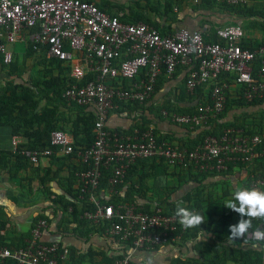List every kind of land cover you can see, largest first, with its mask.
I'll return each mask as SVG.
<instances>
[{
	"label": "built area",
	"instance_id": "1",
	"mask_svg": "<svg viewBox=\"0 0 264 264\" xmlns=\"http://www.w3.org/2000/svg\"><path fill=\"white\" fill-rule=\"evenodd\" d=\"M215 1L234 7L248 4V0ZM192 2L198 4L200 0ZM214 37L216 40L187 28L161 36L148 24L122 22L120 15H110L94 3L81 0H0V64L12 62L9 46L16 42L31 44L37 51L44 48L47 59L60 60L70 67L69 77L75 83L64 91L63 98L92 109L95 117L94 140L88 148L75 150L72 135L56 130L49 138L54 151L27 149L20 136L10 138V151L31 165L53 155L74 157V163L82 167L75 173V188L79 199L91 206L84 211L83 219L106 225L105 235L128 249L113 264H132L136 252L177 245L186 231L174 214L157 204L152 213H146L131 203H106L117 194L115 187L131 166L140 160L156 159L175 169L190 166L199 173L220 174L235 172L239 164L248 165L264 156V135H245L241 129H226L220 137L206 136L194 149L187 150L167 141L158 142L151 128H134L131 134L123 135L106 126L110 112L119 104L147 103L163 69L170 78L178 67L185 68L186 92H197L198 100L203 101L189 114L161 111L168 122L190 131L218 119L229 92H237L246 102L264 99V42L249 43L244 29L233 23L216 28ZM108 168L109 188L102 190V169ZM247 177L251 189L264 191L263 173ZM48 226L45 219L37 220L23 247L0 248V262H64L68 247L43 242ZM262 250L264 260V241Z\"/></svg>",
	"mask_w": 264,
	"mask_h": 264
},
{
	"label": "trees",
	"instance_id": "2",
	"mask_svg": "<svg viewBox=\"0 0 264 264\" xmlns=\"http://www.w3.org/2000/svg\"><path fill=\"white\" fill-rule=\"evenodd\" d=\"M84 2L94 3L100 10L109 14V1L103 0L100 4L93 2L92 0H81ZM176 0H156V5L147 3L149 10L156 15V20H150L146 16L141 14H123L120 16L122 22L137 23L143 22L155 28L161 36L172 35L175 30L171 26L162 25L157 19L165 18L166 20L174 18L171 16L173 12V5ZM158 3V4H157ZM197 8L201 11H205L211 8H219L223 12L230 15H237L240 19H248L250 28L257 25L264 31V22L256 23L258 18L264 20V10H255L252 6H231L225 3H218L215 0H200L197 4ZM179 23H182L181 21ZM239 25V24H238ZM241 26V25H240ZM242 27V26H241ZM185 28V27H182ZM214 31L211 33L213 40ZM45 49L40 51L33 49L31 44H27L24 58L36 57L35 66L38 68V78L33 79L29 77L27 80L23 77L21 69L18 66L16 60L9 65L0 64V128L7 129L10 133L9 138L12 136H20L25 139L23 145L27 149H50L55 150L49 144L50 134L56 130H62L72 135L74 139V148H88L92 145L94 140L93 125L95 117L93 113L86 110V108L78 107L75 104L68 103L63 98L64 91L74 84V80L69 77L70 67L57 59H47L45 56ZM181 68L178 67L177 70ZM257 68V66H256ZM174 74L167 78L165 76V70H162V74L159 76L156 85L155 92L160 89L165 83L171 81ZM233 78V77H230ZM91 79L87 77L80 85L85 84ZM115 84V83H114ZM185 79L179 84L178 92L173 101H168L162 105L157 113L161 110L168 112H176L179 114H189L195 109L197 103L203 101L198 100L197 92L187 93L185 89ZM155 94V93H154ZM204 96L203 93H201ZM197 96V101L195 97ZM117 111H133L139 112L143 110V105L137 103L119 104ZM112 110V111H113ZM111 111V112H112ZM110 112V113H111ZM108 119V118H107ZM142 121L136 124L134 128L144 131L148 129L146 124L148 121L146 118L141 117ZM188 132L195 134L194 138L188 139V141H180V143H174L180 148L192 150L198 146L206 136L220 137L222 131L226 129L242 130L245 135L263 134L264 135V99L253 100L252 102H246L242 95H238L237 92L232 91L227 95L226 103L222 114L218 119L208 123L205 127H198L195 130H188ZM109 130V129H108ZM133 128L128 133L131 134ZM158 142L168 141L167 136H158V132L152 129ZM113 131V130H110ZM119 134L123 132L113 131ZM124 135V134H123ZM190 136V135H189ZM264 147V143L262 144ZM74 157H56L53 155L49 158L50 165H55L56 170H52L51 167L47 168L43 177L39 178L40 184H42L43 192L48 196H53L52 203L58 208L60 213V227L58 231L62 234L66 229L64 224L72 225L73 235L84 241L90 240L93 235L103 239L106 235L104 233L105 226L101 224H93L83 219V213L87 209H91V206L83 199H79L78 191L75 188V173L80 171L82 167L72 161ZM31 164L21 156L11 153V151H0V169L6 170L9 177L16 178L18 173ZM68 168L67 175L61 177L63 166ZM151 166L150 169L145 167ZM167 166L163 160L145 159L138 161L135 165L131 166L125 174V177L121 184L115 187L117 194L111 199L106 201L107 204L117 205L118 203H131L136 205L141 211L146 213H152V205L154 203L145 201L148 186L146 181L155 176V169L159 166ZM148 166V167H149ZM239 168L236 172L247 173L249 176L252 173L264 174V156L255 159L251 164L238 165ZM168 167V166H167ZM231 166H229V170ZM180 171L190 174L191 178H194V182L198 186L191 187L185 195L180 196V201L183 202L182 207H186L191 211L197 212L208 206L209 216L204 217V224L200 227L203 230H210L213 239L212 246L216 248L214 252H219V247L223 255L231 257L234 263L242 264H264L262 242H256L250 237L246 236L243 239L230 241L228 231L231 225H235L239 222L241 217L238 213L231 211L230 209L222 207L221 213H217L219 208L214 202H210L209 199L212 196L211 192H206L204 180L207 176L219 175L226 177L232 174V171H227L220 174H207L199 173L192 167L188 166ZM111 175V168L102 169V178L100 180V189L107 190L109 188L108 179ZM174 175H176L174 173ZM178 175V174H177ZM57 180L60 185V189L63 194H57L50 191L48 183ZM208 199H207V198ZM167 205L168 209L166 213L174 214L176 206L174 202L169 200L160 201L156 204L159 207H163L162 204ZM71 209V211H69ZM48 218L45 215H40L37 220ZM253 228L250 231H254L259 228L260 225H264V221L253 220ZM64 225V226H63ZM200 230L199 228L188 229L182 236V242L190 240L194 234L193 231ZM259 243V246H254ZM232 246L233 249L228 250L226 253L225 246ZM119 254H108V251L94 250L89 247L85 252H76L73 248L69 249V257L65 262L59 264H113L116 259L123 257L128 249L124 246ZM238 255V256H237ZM195 264H206L205 261ZM187 261V260H186ZM184 260H175L171 264H187ZM208 261V260H207ZM191 263V261H190ZM0 264H15L11 261L0 262ZM132 264L133 261H132ZM210 264V263H207Z\"/></svg>",
	"mask_w": 264,
	"mask_h": 264
},
{
	"label": "crops",
	"instance_id": "3",
	"mask_svg": "<svg viewBox=\"0 0 264 264\" xmlns=\"http://www.w3.org/2000/svg\"><path fill=\"white\" fill-rule=\"evenodd\" d=\"M92 1L97 4L103 2V0ZM105 1H109L110 5L112 4V6L109 7L110 15L122 16L123 14H129L132 11L134 14H141L150 20H156V15L149 10L147 4L153 3L156 5V0ZM248 1V5L252 6L255 10H264V0ZM162 2L163 0H161V3ZM171 16L174 18L173 21L169 18L168 20L165 18L157 20L162 25L171 26L173 29L177 27H185L191 31L199 30L206 33L210 37H212L210 32H213V30L220 26L229 23L239 24L242 26L244 21H247L248 23L250 21L248 19H240L237 15L227 14L219 8H211L201 11L197 8V4L191 3V0H176L173 5V12ZM180 21L182 23H179ZM253 22L262 23L264 20L258 18ZM244 33L245 40L253 45L264 42V31H262V28H260L259 25L252 28V33L247 30L244 31ZM184 79L185 70L179 68L172 77L171 81L165 83L155 92L153 97L143 105L142 111L133 112L124 110L119 112L117 110H113L109 114L106 121L107 128L109 130L119 131L125 134L128 133L131 128L134 129L136 124L141 123L142 121L140 118L143 117L148 121L146 124L147 128L157 130L158 136H167L168 141H171L172 143H180V141L186 142L189 138H194L195 134H193V132L190 133L186 131V127L176 126L164 119L161 115L162 110L157 113V110L162 105L168 101H173L176 97V93L178 92L179 84L183 82ZM195 99L197 101V96ZM86 110L93 113L90 108H86ZM7 134L8 135H0V151H10V133L7 131ZM156 161L158 162L159 160ZM148 166L145 168L150 169L151 166ZM50 167L52 170H56L57 166L50 165L49 159H42L39 164L29 165L25 169H22L16 178L9 177L6 170L0 169V248L23 247L29 239L30 230L36 223L37 217L45 215L50 219L48 220L49 226L43 234L44 243L59 242L61 245L68 247V249L73 248L79 253H83L89 247H92L97 251L102 249L104 251H108L107 253L109 255L119 254L122 250V246L115 244L111 237L105 236L101 239L96 235H93L90 240L84 241L76 235H73V226L67 224H64L65 228H67L64 234L58 231V228L61 225L60 213L58 212V208L52 203L53 196L46 195L43 192L42 184L39 182V178L43 177L46 169ZM180 170L181 169H175L167 166L165 167L164 165L157 167L155 169V176L150 177L146 181L148 190L144 200L154 204L165 200H169L170 202L176 201L178 204H182L183 202L180 201V196L185 195L191 187H196L198 184L194 182V178H191L189 173ZM67 171L68 168L64 165L60 174L61 177H65L67 175ZM182 172L183 174H180ZM174 173L176 175H174ZM247 178V173L242 170L240 172H232V174L226 177H221L219 175L207 176L204 180L205 187L210 186L217 191V186H219L222 190V192H219L220 199H216L218 202L213 199V195L209 199L210 202H214L219 208L217 213H221L222 207L225 208V201L231 200L236 190H252L247 184ZM172 185H176V187ZM178 185L182 187L177 188ZM47 186L50 187L51 192L63 194L57 180L48 183ZM175 188L178 190H176L175 193H172ZM259 191L264 192L263 190ZM154 192L156 200L152 199ZM174 198L176 200H174ZM176 202H174V204L177 207L178 205ZM162 206L163 209H168L165 202ZM197 213H200L207 218L209 216L208 206H204V208L197 211ZM199 231L200 230L193 231L194 236L185 243L181 242L177 245L161 246L151 252H136L132 257V261L134 264H171L172 261L178 259L190 260L191 263H201L207 259L208 261H205L206 264H242L239 263V261L234 263L228 255V250L233 249L232 246H225L227 251L226 253H228L227 255L222 254L220 247L218 248L219 252L216 253L214 252L216 248L212 246L213 235L211 231L204 230L208 233V235L198 240L196 237ZM67 260L68 259L65 261Z\"/></svg>",
	"mask_w": 264,
	"mask_h": 264
},
{
	"label": "clouds",
	"instance_id": "4",
	"mask_svg": "<svg viewBox=\"0 0 264 264\" xmlns=\"http://www.w3.org/2000/svg\"><path fill=\"white\" fill-rule=\"evenodd\" d=\"M225 208L238 213L241 217L237 224L231 225L228 229L230 241L240 240L246 236L256 242L264 241V229L250 231L253 228V220L264 221V192L256 189H238L231 200L225 201ZM174 215L183 229H200L196 237L198 240L208 235L200 227L204 224V215L182 206H177ZM254 246H259V243Z\"/></svg>",
	"mask_w": 264,
	"mask_h": 264
},
{
	"label": "rangeland",
	"instance_id": "5",
	"mask_svg": "<svg viewBox=\"0 0 264 264\" xmlns=\"http://www.w3.org/2000/svg\"><path fill=\"white\" fill-rule=\"evenodd\" d=\"M191 3H193L192 0H191ZM248 4H249V1H248ZM242 26H243L244 31L247 30V31H251V33H252V28H250L249 23L247 21L246 22L244 21L242 23ZM26 46H27V43H25V42H16L15 44L9 46V50L12 52V62L14 60L17 61L18 66L21 69V73L23 74L24 78H26L27 80L29 79V77H32L33 79H36V78H38V73H37V71H38L37 69L38 68L35 66L36 57H32V58H28V59L24 58V53H25ZM1 134L8 135L7 134V129L0 128V135ZM180 174H183V172L180 173ZM173 178H175V177H173ZM244 178H245V176H244ZM177 179H178V177H177ZM181 180H184V179H181ZM172 186L176 187V185H172ZM179 187L181 188L182 186L178 185L177 188H179ZM177 188H175L172 191V193H175V191L178 190ZM206 188L207 189H205V191L206 192H211L212 195H213V199H215V200L216 199H218V200L220 199L219 192H222V190L220 189L219 186H217V191H215L216 189H213V187H210V186H208ZM107 194H109V193L107 192ZM155 198H156V195H155V192H154V195H153L152 199H155ZM174 200H176V199L174 198ZM218 200H216V202H218ZM174 202H176V201H174ZM176 204L178 206H182L183 205V203L182 204H178L177 202H176ZM184 261H186V260H184ZM187 264H195V263H190V261H189Z\"/></svg>",
	"mask_w": 264,
	"mask_h": 264
},
{
	"label": "water",
	"instance_id": "6",
	"mask_svg": "<svg viewBox=\"0 0 264 264\" xmlns=\"http://www.w3.org/2000/svg\"><path fill=\"white\" fill-rule=\"evenodd\" d=\"M258 229H264V225H260Z\"/></svg>",
	"mask_w": 264,
	"mask_h": 264
}]
</instances>
